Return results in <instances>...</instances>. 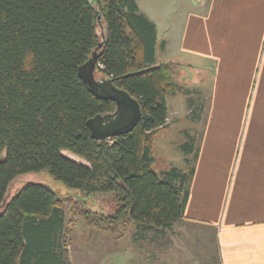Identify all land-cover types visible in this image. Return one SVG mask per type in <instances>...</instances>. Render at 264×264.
<instances>
[{
    "label": "trees",
    "instance_id": "1",
    "mask_svg": "<svg viewBox=\"0 0 264 264\" xmlns=\"http://www.w3.org/2000/svg\"><path fill=\"white\" fill-rule=\"evenodd\" d=\"M156 42L135 0H0V264H66L70 230L55 190L29 182L8 195L25 174L46 172L86 198L113 194V215L82 213L90 226L169 229L183 220L194 170L153 168L174 89L173 65L155 63ZM93 54L95 77L141 105L136 128L109 141L87 125L116 110L80 76Z\"/></svg>",
    "mask_w": 264,
    "mask_h": 264
},
{
    "label": "crops",
    "instance_id": "2",
    "mask_svg": "<svg viewBox=\"0 0 264 264\" xmlns=\"http://www.w3.org/2000/svg\"><path fill=\"white\" fill-rule=\"evenodd\" d=\"M135 1L156 28L155 63L173 65L169 116L182 87L207 93L208 112L157 134L176 124L171 168L194 172L183 220L138 232L134 264H264V0Z\"/></svg>",
    "mask_w": 264,
    "mask_h": 264
},
{
    "label": "rangeland",
    "instance_id": "3",
    "mask_svg": "<svg viewBox=\"0 0 264 264\" xmlns=\"http://www.w3.org/2000/svg\"><path fill=\"white\" fill-rule=\"evenodd\" d=\"M137 1L142 9L149 11H154L160 2L166 5L165 8L171 3L169 0ZM180 93L184 94V103L183 101H178L176 97L171 99L169 122L175 119L185 120L194 117L205 118L207 116V93L195 94L192 91L188 92L185 87H182ZM195 100L200 101L199 104ZM193 102L195 103L194 105ZM175 127L176 124L174 123L173 127L166 129L156 136L154 143L155 163L153 168L159 174L169 170L173 165H182V156L174 152L175 150L169 149L168 144V141L177 135ZM64 154L79 163L86 164L83 160L68 152H64ZM29 182H38L49 186L63 200L66 228L70 230V237L67 239L66 249L64 250L66 264H134L138 260L140 246L137 243L138 238L136 236L139 235L138 232L146 230L131 221L121 223L115 229H110L107 226L95 227L88 225L83 218L82 213L85 210L89 211L91 216L93 213H97L98 215H113L117 205L113 194H96L90 198H86L79 191L69 189L61 182L53 180L46 172H41L20 176L9 188L8 195L11 196ZM178 241H180L179 245L184 244L182 243L184 238ZM188 241L190 242V240ZM147 242V245H153L152 242ZM193 242L192 245L195 248L200 246L197 240L193 239ZM186 244L189 245V243ZM209 248L212 258L214 255L212 241L209 242Z\"/></svg>",
    "mask_w": 264,
    "mask_h": 264
},
{
    "label": "water",
    "instance_id": "4",
    "mask_svg": "<svg viewBox=\"0 0 264 264\" xmlns=\"http://www.w3.org/2000/svg\"><path fill=\"white\" fill-rule=\"evenodd\" d=\"M98 20L101 23V16ZM97 55L80 69V76L90 87L94 95L104 101H113L116 110L109 114H99L91 118L87 125L91 135L99 141H109L115 137L131 133L138 125L142 112L139 101L126 90L115 86L112 79L96 78Z\"/></svg>",
    "mask_w": 264,
    "mask_h": 264
},
{
    "label": "built area",
    "instance_id": "5",
    "mask_svg": "<svg viewBox=\"0 0 264 264\" xmlns=\"http://www.w3.org/2000/svg\"><path fill=\"white\" fill-rule=\"evenodd\" d=\"M198 1H200V0H198Z\"/></svg>",
    "mask_w": 264,
    "mask_h": 264
}]
</instances>
